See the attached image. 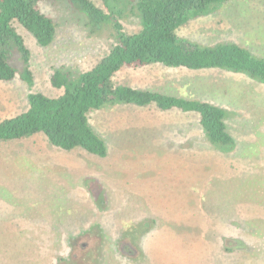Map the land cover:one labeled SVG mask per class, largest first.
Listing matches in <instances>:
<instances>
[{
    "label": "rangeland",
    "instance_id": "rangeland-1",
    "mask_svg": "<svg viewBox=\"0 0 264 264\" xmlns=\"http://www.w3.org/2000/svg\"><path fill=\"white\" fill-rule=\"evenodd\" d=\"M42 10L54 40L41 48L16 26L34 81H0V120L24 112L30 93L59 96L56 69L85 72L115 44L109 30L89 34L66 3ZM120 24L139 30L132 16ZM177 35L264 58V0L231 1ZM11 64L22 68L17 54ZM114 82L224 109L233 150H214L195 114L131 105L89 115L105 158L61 151L42 135L0 142V264H264V86L225 70L159 65L124 68Z\"/></svg>",
    "mask_w": 264,
    "mask_h": 264
},
{
    "label": "trees",
    "instance_id": "trees-1",
    "mask_svg": "<svg viewBox=\"0 0 264 264\" xmlns=\"http://www.w3.org/2000/svg\"><path fill=\"white\" fill-rule=\"evenodd\" d=\"M101 1L103 8L91 0H0L1 82H12L18 77L28 87L33 85L30 51L16 26L26 31L39 47L47 48L54 40L56 26L42 10L44 2L70 5L84 17L89 34L97 36L109 30L115 40L108 52L85 72L56 69L50 84L61 94L49 97L30 93L24 112L0 120V142L42 135L61 151L81 150L105 158L107 146L91 126L89 115L101 109L131 105L195 114L209 145L219 153L232 151L235 142L227 130L224 109L199 100L118 85L114 77L124 68L159 65L192 71L225 70L264 86V58L235 43L203 45L177 35L183 26L236 0ZM130 16L138 20L139 30L127 34L120 21ZM14 54L21 62L20 70L11 64Z\"/></svg>",
    "mask_w": 264,
    "mask_h": 264
}]
</instances>
